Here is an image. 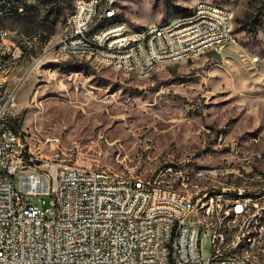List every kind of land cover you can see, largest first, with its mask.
Here are the masks:
<instances>
[{
	"label": "rangeland",
	"instance_id": "374dc122",
	"mask_svg": "<svg viewBox=\"0 0 264 264\" xmlns=\"http://www.w3.org/2000/svg\"><path fill=\"white\" fill-rule=\"evenodd\" d=\"M198 1L230 11L237 44L143 77L93 58L40 55L46 45L26 51L9 76L17 102L10 115L26 147L42 150L52 165L83 162L153 178L173 164L176 185L205 197L264 195V0H116V7L132 31ZM76 2L28 0L25 14L2 24L15 42L41 32L56 43ZM45 201L54 207L52 196ZM258 224L260 214L248 218V226ZM209 251L205 239V257Z\"/></svg>",
	"mask_w": 264,
	"mask_h": 264
},
{
	"label": "built area",
	"instance_id": "2783aa9c",
	"mask_svg": "<svg viewBox=\"0 0 264 264\" xmlns=\"http://www.w3.org/2000/svg\"><path fill=\"white\" fill-rule=\"evenodd\" d=\"M12 1L17 0H0V71L39 44L91 48L109 62L144 72L170 56L209 47L210 40H224V47L238 43L230 13L198 1L192 16L170 27L149 22L140 44L127 49V19L95 32L99 18L118 13L116 0L75 3L67 31L55 45L44 43L47 34L41 32L15 42L2 24L21 12ZM97 5H104V12H97ZM11 105H17L16 91L5 80L0 83V264H251L250 256L235 254V246L253 214H260V231L249 247L264 246V195L205 197L176 185L179 171L173 164L161 167L155 178L136 171L116 175L83 162L52 165L42 150L26 147L14 115H6ZM47 195L54 207L46 205ZM257 257L264 264V254Z\"/></svg>",
	"mask_w": 264,
	"mask_h": 264
},
{
	"label": "bare ground",
	"instance_id": "6f19581e",
	"mask_svg": "<svg viewBox=\"0 0 264 264\" xmlns=\"http://www.w3.org/2000/svg\"><path fill=\"white\" fill-rule=\"evenodd\" d=\"M81 2H85V0H77L76 3H81ZM92 2H102V0H92ZM200 3H206V6L208 7H215L216 10L221 11L222 13H230V11L227 8H224V7L215 5V4L207 3V2H200ZM12 8L21 9V12H18V14L25 12V6L22 1L21 2L12 1ZM194 9H196V5L193 7L191 11L178 15L167 22H163V23L156 22V25L160 27H170L171 24H174L177 20H181L186 17L192 16ZM97 12H104V5H97ZM119 24H121V17L118 15V13H108L104 15L102 18H99L98 23L95 24V32L107 31V29H110L112 26H119ZM230 26L232 30H234L233 17L231 13H230ZM145 28H149V24L141 26V27H136L132 31H130L129 22L126 23L125 28H123V38H128L127 49H135L136 44H140V32H143ZM60 41L61 39L56 43H59ZM44 42L47 43V45H55V43H50V41L48 40H44ZM237 42H238V39H237ZM223 47H224V40H210L209 47L200 46L192 51L185 52V55L170 56L168 58H165L164 62H162L161 64L167 63V62L179 61L181 59L196 58L208 50L220 51ZM54 51L60 57H65V58H68V57L93 58L103 63L111 64L118 69L132 72L138 77H143V76L151 74L153 71L157 69L159 65H161V64L154 65V67H150L148 71L141 72L139 67H131L130 65H123V64H117L116 62H109V58L107 56H104L99 52H93L91 48H83V51H80V50L66 49L64 47H46L44 49V55L47 52H54ZM14 67L6 66L5 68H3V71H0V83H5V80H6V85H10L9 78L7 77L10 76V73L12 72ZM13 106L14 105H11L10 107L6 108V115H10V110ZM115 173L116 175H123V173L121 172L115 171ZM230 197H242V196H240V193H239V195H230ZM253 215H256V214H253ZM258 226L259 224L256 225L255 229H253V227H250L249 225L248 228H250V230L248 229H246L247 231L244 230V232L240 234V236L237 237L236 239L235 254L244 253L245 255L250 256L251 264H258L257 256L264 254V246H252V248L249 247L252 239L254 238V235H257L258 232L260 231V226L259 227ZM262 240L264 241V227L262 228ZM242 241H243V245L240 246Z\"/></svg>",
	"mask_w": 264,
	"mask_h": 264
},
{
	"label": "trees",
	"instance_id": "16d2710c",
	"mask_svg": "<svg viewBox=\"0 0 264 264\" xmlns=\"http://www.w3.org/2000/svg\"><path fill=\"white\" fill-rule=\"evenodd\" d=\"M17 1H22L23 3H24V6H25V12H23V13H20V14H18V15H23V14H25L27 11H28V9H29V7H28V0H17ZM120 16V15H119ZM121 17V16H120ZM44 40H48L49 41V38L47 37V36H44Z\"/></svg>",
	"mask_w": 264,
	"mask_h": 264
},
{
	"label": "crops",
	"instance_id": "0c3cea01",
	"mask_svg": "<svg viewBox=\"0 0 264 264\" xmlns=\"http://www.w3.org/2000/svg\"><path fill=\"white\" fill-rule=\"evenodd\" d=\"M237 33V32H236ZM208 51H211V50H208ZM208 51H206L205 53H207ZM204 54V53H203Z\"/></svg>",
	"mask_w": 264,
	"mask_h": 264
}]
</instances>
